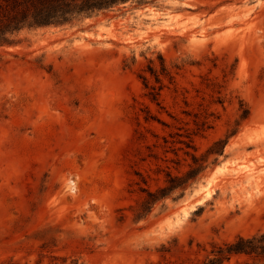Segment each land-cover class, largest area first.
<instances>
[{"label":"rangeland","instance_id":"374dc122","mask_svg":"<svg viewBox=\"0 0 264 264\" xmlns=\"http://www.w3.org/2000/svg\"><path fill=\"white\" fill-rule=\"evenodd\" d=\"M192 155L199 180L137 218ZM262 232L264 0L129 2L0 46V264H202Z\"/></svg>","mask_w":264,"mask_h":264},{"label":"trees","instance_id":"16d2710c","mask_svg":"<svg viewBox=\"0 0 264 264\" xmlns=\"http://www.w3.org/2000/svg\"><path fill=\"white\" fill-rule=\"evenodd\" d=\"M157 0H0V46L11 44L25 29L64 26L81 18L98 16L129 2L154 4ZM146 80V79H145ZM152 95L157 97L155 88ZM222 142L216 143L215 146ZM194 149L192 141L185 143ZM213 148L208 155L213 154ZM207 157L192 155L193 163L183 176L168 173L167 185L157 191L145 190L147 198L137 210V218L146 216L153 206L175 193L181 195L199 180L207 169ZM233 256L244 257L242 264H264V232L250 238L239 237L232 243L216 245L202 264H226Z\"/></svg>","mask_w":264,"mask_h":264},{"label":"bare ground","instance_id":"6f19581e","mask_svg":"<svg viewBox=\"0 0 264 264\" xmlns=\"http://www.w3.org/2000/svg\"><path fill=\"white\" fill-rule=\"evenodd\" d=\"M233 171H235L236 172V176H237V178H240L241 176H244V175H246V177L248 178V179H250V178H252L253 177V175H254V170L253 169H248L247 171H243V170H240V169H238V168H236V169H233ZM256 173V172H255ZM243 174V175H242ZM72 185V184H71Z\"/></svg>","mask_w":264,"mask_h":264}]
</instances>
